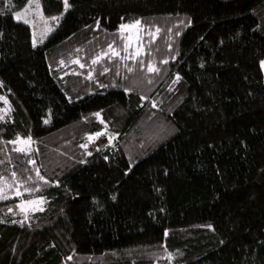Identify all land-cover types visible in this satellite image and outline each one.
Returning a JSON list of instances; mask_svg holds the SVG:
<instances>
[{
	"label": "trees",
	"instance_id": "obj_1",
	"mask_svg": "<svg viewBox=\"0 0 264 264\" xmlns=\"http://www.w3.org/2000/svg\"><path fill=\"white\" fill-rule=\"evenodd\" d=\"M26 3L0 0V176L42 187L0 200V264H264V0H69L35 48L12 21ZM136 19L143 53L123 60L119 25ZM109 44L121 56L92 65ZM37 196L25 219L19 199Z\"/></svg>",
	"mask_w": 264,
	"mask_h": 264
},
{
	"label": "snow or ice",
	"instance_id": "obj_2",
	"mask_svg": "<svg viewBox=\"0 0 264 264\" xmlns=\"http://www.w3.org/2000/svg\"><path fill=\"white\" fill-rule=\"evenodd\" d=\"M6 4L9 3V0H5ZM71 7V5L69 4V0H63V11H61L59 13V15H53L51 17H45L43 11H42V7L40 4V0H27V3L24 4L23 9L21 11H14L12 12L13 17L16 20H23L24 24H30L33 26L34 30L32 32V37H31V46L33 48H35L37 46L38 43H43L45 38H47V36L49 35V33L53 32V28L49 25V20L51 21H55V23L57 25H59L60 19L61 17L64 16L65 12L68 11V9ZM35 14V17L37 19L33 20L31 19L32 14ZM180 24H184L185 22L183 20L179 21ZM188 24H191L192 21L189 18L187 21ZM40 25H43L42 28H40L39 31V40L37 39V31L35 30L36 28H39ZM97 27H99V22H97ZM155 27V26H153ZM144 29V25L142 24V21L140 19H136L131 23H121L119 25V33L121 36V39L123 40L124 44H123V51L128 53V49L130 46H133V41H135L136 43H139L141 41V32ZM161 31V29L159 27H155V31H150L148 33V35L151 37L152 40H155L157 34H159ZM169 32L172 31L171 28L168 29ZM128 32L129 35L127 37H125V33ZM176 35H180L179 31L176 32ZM170 47V45H169ZM76 51H80V49H77ZM109 53L111 55H109ZM143 53V45L141 44L139 47L135 48V51L129 53L128 55L121 57V59L123 60H128V59H132L135 60L137 56L141 55ZM108 56L109 59H111L112 57H118L120 56V53L113 48L112 44L108 45V51H101L99 54L95 55L92 58V65H96L103 57ZM162 63H167V60L161 61ZM60 65H64L65 61L64 60H60ZM68 63L71 64H79V66L81 68H84L85 65L83 63L80 62L79 58L77 59H73V60H69ZM260 66L261 68H264V60H261L260 62ZM139 65L141 68H144L145 66V62L143 60L139 61ZM126 70L128 73H132L134 71V69L132 67H128L127 65H125ZM201 67H203V65H201ZM108 68H104L103 69V73L108 72ZM93 71L94 69H90L88 74H87V79L91 80L94 79L93 77ZM147 71L149 73L155 72V73H159L160 69L157 68L154 63L149 60L147 62ZM74 75L77 73H73ZM119 74V73H117ZM180 80L179 75H177L176 77V82H178ZM153 81L152 79H148L147 83L151 84ZM115 86V85H113ZM0 87H3V82L0 81ZM101 87H103V85H101ZM171 86L169 87V91H171ZM10 91V90H9ZM126 92L128 91H132L131 88H126L125 89ZM140 99H146V97H144L143 95L140 97ZM0 100H2L4 102L5 105H8L9 102L8 100L4 97V96H0ZM152 107H156V102L153 101L152 102ZM10 110V105H9V109ZM92 115H94L97 119L100 118V112H96L93 113ZM3 119V116H0V120ZM45 123H48L47 120L44 121ZM100 123L103 124L104 121L101 119ZM102 135H108L109 138V142L112 141V139L114 138L111 134L106 133L105 131H97L95 133H92L90 135H87V140L89 142H92L94 139L101 137ZM8 143L14 144V145H19V147H16L14 149V151L16 152H22L27 154L28 152L32 151L31 148V144L34 143V141L32 140V137L29 135L26 138H21L19 135H17V137L14 140L8 141ZM83 148H87V144H82L80 145ZM88 155H91V153L89 152ZM105 160L108 159L107 156L104 157ZM0 163H3V161H0ZM27 163L35 165V161L28 159ZM80 163H85V161H80ZM33 170L36 172V177L39 181H43L44 185L49 184V181L45 179L44 176H42L40 174L39 169L33 168ZM11 177H12V183L9 184L6 182L5 177L0 176V182H3L2 184H0V200H7L9 198L7 189L13 188L14 187V191H13V195L16 197H21L23 193H35L40 191L41 189V185L36 184L34 186H29L28 185V181H30L32 179L31 176L27 177V180H23V179H17V173L15 171H13L11 173ZM21 187H23V193L21 192ZM113 199H115V197H113ZM45 203V198L43 196H38L35 199H27V200H21L19 204L16 205L17 208L20 209V211L24 214L25 219H28V211H43V207L42 204ZM9 212L12 211V208L8 209ZM16 221H13V223H15ZM209 228H211L212 226L209 225ZM164 235L167 236L168 232L165 231ZM221 243H223V241H221ZM164 251L166 252V258L167 260L171 261L174 257V254L172 252H169L166 248L164 249ZM69 259H71V257H69Z\"/></svg>",
	"mask_w": 264,
	"mask_h": 264
},
{
	"label": "rangeland",
	"instance_id": "obj_3",
	"mask_svg": "<svg viewBox=\"0 0 264 264\" xmlns=\"http://www.w3.org/2000/svg\"><path fill=\"white\" fill-rule=\"evenodd\" d=\"M63 1V0H62ZM41 4V3H40ZM23 9V7L21 8V9H19L18 11H21ZM62 11H63V9H62ZM55 15H59V13L58 14H55ZM51 16H53V15H51ZM51 16H45V17H51ZM62 18V17H61ZM31 19H33V20H35V19H37L36 17H35V14L33 13L32 14V17H31ZM12 21H14L15 23H19V24H21V25H23L26 29H27V31H28V33H29V41H30V43H31V37H32V32H33V30H34V28H33V26L32 25H30V24H24L23 23V20H16L14 17H13V15H12ZM49 25L54 29L55 27H56V23H55V21H51V20H49ZM43 27V25H40V27L39 28H36L35 30L37 31V39L39 40V31H40V28H42ZM50 34V33H49ZM129 35V33L128 32H126L125 33V37H127ZM141 41L139 42V43H136L135 41H133V46H130L129 47V49H128V53H126V52H124V56H126V55H128L129 53H131V52H133V51H135V48L136 47H139L141 44L143 45V49H144V41H145V35H147V34H145V31L143 30L142 32H141ZM48 37V36H47ZM46 39V38H45ZM45 41V40H44ZM42 43H38L37 45H41ZM121 56V55H120ZM262 70H263V72H264V68H262ZM17 147H19V145H17ZM38 197V196H37ZM37 197H33V198H31V199H35V198H37ZM18 198H21V197H18ZM27 200V199H26ZM20 201H21V199H19V203H20ZM42 206H43V204H42ZM32 212H35V211H31V210H29L28 211V213H32Z\"/></svg>",
	"mask_w": 264,
	"mask_h": 264
}]
</instances>
